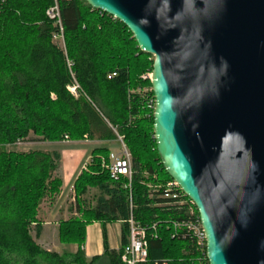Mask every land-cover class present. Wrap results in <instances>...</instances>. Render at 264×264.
Wrapping results in <instances>:
<instances>
[{"label": "trees", "instance_id": "1", "mask_svg": "<svg viewBox=\"0 0 264 264\" xmlns=\"http://www.w3.org/2000/svg\"><path fill=\"white\" fill-rule=\"evenodd\" d=\"M53 5L54 0H0V264L102 259L123 264L130 220L146 233L148 255L140 264H209L191 235L174 228L189 219L187 208L165 205L149 188L172 181L160 162L154 114L142 94L151 88L143 77L152 73L153 57L140 51L124 24L85 0H58L63 48L53 39L58 26L47 17ZM32 135L51 143H107L121 137L131 154L128 187L127 180L111 179L109 149L91 153L74 185L70 210L77 215L58 228L59 243L77 246L74 254L50 252L36 242L45 224L43 209L58 199L63 182L59 153L9 149ZM92 191L98 194L89 199ZM96 222L103 227L104 254L89 262L83 245L87 227ZM111 223L122 227L119 251L108 245Z\"/></svg>", "mask_w": 264, "mask_h": 264}, {"label": "water", "instance_id": "2", "mask_svg": "<svg viewBox=\"0 0 264 264\" xmlns=\"http://www.w3.org/2000/svg\"><path fill=\"white\" fill-rule=\"evenodd\" d=\"M153 57L154 139L209 264H264V0H85Z\"/></svg>", "mask_w": 264, "mask_h": 264}, {"label": "built area", "instance_id": "3", "mask_svg": "<svg viewBox=\"0 0 264 264\" xmlns=\"http://www.w3.org/2000/svg\"><path fill=\"white\" fill-rule=\"evenodd\" d=\"M47 17L54 21L56 26L59 28L58 34L54 36V41L59 43L63 48L65 47L64 41V30L62 26L60 9L58 5V0H54V5L47 11ZM144 80L152 81V73H148L143 77ZM77 87H73L70 89L72 94L77 96L76 93ZM152 92V87L145 89L142 91V94L147 95V107L153 111L155 110V98L154 95L150 96L149 94ZM120 145V149L118 152L110 151V164L108 165V172L113 181L127 180L128 187H131L133 180V171H132V157L131 154L126 147L123 139L118 137V140L115 141ZM155 193H157L159 198L165 201V205L167 206H179L186 207L187 214L189 219L183 222H177L174 224V228L177 233L186 232L191 235L194 239L197 248L200 252L205 250L206 252V238L204 231L202 229V225L199 221V216H196V208L193 202L185 196V194L181 191L179 186L171 181L163 186L149 187ZM130 235H129V243L124 248L123 254L121 256V261L123 264H140L144 263L147 260V249L148 243L146 238L145 231L141 230L138 226H136L133 220H130ZM207 258V257H206Z\"/></svg>", "mask_w": 264, "mask_h": 264}, {"label": "rangeland", "instance_id": "4", "mask_svg": "<svg viewBox=\"0 0 264 264\" xmlns=\"http://www.w3.org/2000/svg\"><path fill=\"white\" fill-rule=\"evenodd\" d=\"M98 148H107L112 152H118L120 149V145L116 142H107V143H98V142H91V141H78V142H71L65 144V142H56V143H51V142H40L38 141L35 136H31L28 140L24 141H19L16 143L14 146L10 147L9 149L14 150V151H20V152H31V151H46L49 153L52 152H57L61 155V165L58 171V175L60 177L61 175L65 176V184L61 188V193H60V198L58 197V200H56L54 203L57 202L56 207L58 210H60L63 207H66L65 210H70L71 207L75 208V202H72V199L74 198V194H71V191L73 189L74 181H69L66 177V173L70 172L71 169H73L74 166L77 165L78 167V172H81L83 167L89 164V158L91 156V153L93 150L98 149ZM61 178V177H60ZM98 194L97 191H92L89 199H93L94 196ZM92 202V201H91ZM94 203V201H93ZM51 206V205H49ZM48 208V205L43 209V214L46 212V209ZM72 213L68 215L66 212L61 213L57 216L59 218L58 221V226L55 227H49L48 230L43 237H41V241H39V238L36 239V242H41L39 245L45 249L48 245L51 246V244L58 243L60 247H65L63 249H66L68 247L67 245H63L59 243V236H58V228H59V223L60 221H65L69 218H73ZM112 225H109L111 229L115 228V223H111ZM108 225V224H107ZM106 225V226H107ZM99 227L103 228L102 225ZM100 228V229H101ZM57 229V231H56ZM43 230V227H42ZM107 233V231H106ZM33 236L36 238L35 233H33ZM108 239V238H107ZM47 241V242H46ZM46 242L48 245H45ZM109 245V242H108ZM46 246V247H44ZM103 264V263H102Z\"/></svg>", "mask_w": 264, "mask_h": 264}, {"label": "crops", "instance_id": "5", "mask_svg": "<svg viewBox=\"0 0 264 264\" xmlns=\"http://www.w3.org/2000/svg\"><path fill=\"white\" fill-rule=\"evenodd\" d=\"M64 142H65V144H67V143L69 144L73 141H64ZM85 166L83 167V169H85ZM82 170H81V172H82ZM81 172H78V167L76 165L73 167V169H71V171L69 173L68 172L66 173V177L69 181H74V185H75V182L78 179V177L80 176ZM60 177L62 179L63 186H64L65 176L60 174ZM74 185H73V189L71 191V194H74ZM59 198H60V196H59ZM72 202H74V199H72ZM56 204H57V202L51 206H48V208L46 209V212L43 215V219H45V224H43V230L41 231V234L39 236V241H41V237H43L42 235H44L46 233V231L48 230V228L50 226L55 227V228L58 226V221H59L60 217L57 218V216L60 214V212L63 214H64V212H66L68 215L71 214V210H69V209L65 210L66 207H63L60 210H58L57 208H55ZM74 211H75V209H74ZM76 215L77 214L75 212L72 213V216H76ZM100 225H101L100 223L96 222V223L87 227L86 242L83 245V249H84L85 255L87 257V260L89 262L92 261L94 258L102 257L104 254L103 228L99 227ZM109 225H112V224H108L106 226L109 248L111 250L119 251V249L121 248V239H122L121 224L115 223L116 226L114 229H111V227ZM56 231H57V229H56ZM46 242H43V243H45V245H48ZM40 243L41 242H38V244H40ZM60 246L58 243H55V244H51V246L48 245L47 247L46 246H44V247H46L47 251L55 252L58 254H63L65 252L74 254L77 251V246H68V247H66V249H63L65 247H60ZM102 263L103 264H110L109 261L106 259H102L97 264H102Z\"/></svg>", "mask_w": 264, "mask_h": 264}]
</instances>
